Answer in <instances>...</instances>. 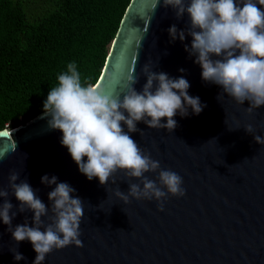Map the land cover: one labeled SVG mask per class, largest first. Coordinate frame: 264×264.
I'll return each mask as SVG.
<instances>
[{
	"label": "water",
	"instance_id": "1",
	"mask_svg": "<svg viewBox=\"0 0 264 264\" xmlns=\"http://www.w3.org/2000/svg\"><path fill=\"white\" fill-rule=\"evenodd\" d=\"M154 4L155 0L130 1L93 86L118 92L121 73L139 75L150 60L154 71L170 77L181 76L179 70L185 69L189 94L206 104L203 112L174 117L178 126L172 133L148 129L141 122L143 134L131 135L163 168L183 177L186 194L169 196L163 211L154 200L132 199L124 205L114 196L117 187L129 189L126 181L120 182L123 174L107 190L96 179L88 181L61 146L62 134L49 129L43 112L28 123L4 128L0 132L7 135L0 136V154L7 155L0 160V188L7 187L15 170L39 190L47 205L52 189L41 183V177L55 175L83 200V247L54 250L44 264H264V146L244 129L251 124L253 135L264 136V107L249 113L247 101L241 106L224 97L220 103L221 89L202 81L201 68L184 49L192 38L170 42L168 29L176 24L185 30L187 16L177 20L162 0L155 11ZM144 83L146 78L140 75L138 91ZM235 127L240 128L229 129ZM25 215L31 219V214H21L13 223L22 224ZM17 248L26 257L19 264H32L36 253L31 243L18 246L0 223V264H17L12 253Z\"/></svg>",
	"mask_w": 264,
	"mask_h": 264
},
{
	"label": "clouds",
	"instance_id": "2",
	"mask_svg": "<svg viewBox=\"0 0 264 264\" xmlns=\"http://www.w3.org/2000/svg\"><path fill=\"white\" fill-rule=\"evenodd\" d=\"M162 2L165 8L172 9L177 20L187 16L185 30L176 24L168 29L170 42L178 39L184 43L186 37L192 38L191 45L184 44V49L201 68L202 81L221 89L218 101L228 97L241 106L247 101L249 113L264 107V0ZM160 4L161 0H155L154 11ZM155 67L150 60L139 75L121 73L117 92L93 86L89 79L82 81L77 63L70 62L67 71L58 75V84L50 88L43 102L42 118H47L50 130L62 134L61 146L88 181L96 179L107 190L110 183L117 184V175L122 173L124 179L120 182L126 181L129 189H115L114 196L119 201L127 205L132 199L154 200L159 211H163L169 196H185L183 177L163 168L131 134H143L138 128L141 122L148 129L172 133L178 126L174 117L199 116L206 104L199 96L189 94L191 85L183 75L185 69L179 70L181 76L170 77L163 71H154ZM140 75L146 83L138 91ZM244 129L255 143L264 146V136L253 135V125ZM6 155L0 154V160ZM148 174H156V178L151 179ZM134 180L139 182H131ZM41 183L52 189L47 205L39 190L15 170L9 174L7 187L0 188V223L18 246L24 241L31 243L36 253L32 264H44L54 250L72 245L83 247L80 226L84 206L75 195L76 189L59 182L55 175L45 174ZM13 198L17 203H13ZM99 209L103 210L101 204ZM21 214H31V219L25 215L22 224H14ZM12 253L17 264L26 261L18 248Z\"/></svg>",
	"mask_w": 264,
	"mask_h": 264
},
{
	"label": "trees",
	"instance_id": "3",
	"mask_svg": "<svg viewBox=\"0 0 264 264\" xmlns=\"http://www.w3.org/2000/svg\"><path fill=\"white\" fill-rule=\"evenodd\" d=\"M131 0H0V130L43 112L75 61L94 85Z\"/></svg>",
	"mask_w": 264,
	"mask_h": 264
},
{
	"label": "snow or ice",
	"instance_id": "4",
	"mask_svg": "<svg viewBox=\"0 0 264 264\" xmlns=\"http://www.w3.org/2000/svg\"><path fill=\"white\" fill-rule=\"evenodd\" d=\"M7 133H4V132H0V136H6Z\"/></svg>",
	"mask_w": 264,
	"mask_h": 264
}]
</instances>
